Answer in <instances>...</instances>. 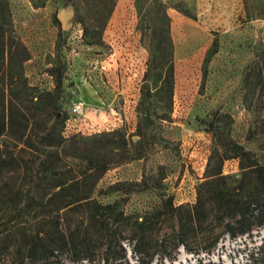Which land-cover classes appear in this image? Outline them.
Listing matches in <instances>:
<instances>
[{"label": "rangeland", "instance_id": "1", "mask_svg": "<svg viewBox=\"0 0 264 264\" xmlns=\"http://www.w3.org/2000/svg\"><path fill=\"white\" fill-rule=\"evenodd\" d=\"M6 2L11 34L28 53L13 69V90L23 103L33 97L34 112H23L35 118L25 130L28 146L14 139L23 128L19 112L13 132L0 135L1 263L24 264L35 232L48 243L58 237L56 221L64 229L69 219L81 237L86 229L94 239V225L117 228L119 212L123 229L148 219L163 226L156 213L169 198L185 215L210 176L227 179L202 191L233 187L242 177L239 159L228 157L231 141L264 166V0ZM6 72L0 67L2 79ZM1 86L7 97L6 79ZM79 102L83 110L75 114ZM21 148L37 156L33 170L20 160ZM131 154L141 156L117 165ZM57 181L67 186L49 199ZM252 187L246 182L244 192ZM81 196L97 209H60ZM185 224L188 248L180 245L173 256V234H153L147 254L162 241L172 260L156 254L150 264H248L249 250L264 242V226L232 239L211 215L199 226ZM126 257L141 262V254Z\"/></svg>", "mask_w": 264, "mask_h": 264}, {"label": "trees", "instance_id": "2", "mask_svg": "<svg viewBox=\"0 0 264 264\" xmlns=\"http://www.w3.org/2000/svg\"><path fill=\"white\" fill-rule=\"evenodd\" d=\"M115 0H110L111 6ZM247 5V0H244ZM108 14L104 18V21L108 18ZM11 21L10 12L6 0H0V67H6L7 72L0 75L1 84L5 79L9 86L7 97H5L3 87L0 89V135L8 128V132L12 133L17 123L16 112L22 116L23 128L19 133V136L14 138L19 143L28 146L27 140H29V134H25V130L28 125L34 120L35 114H32L29 118L23 112V106H31L34 112L33 97H27L23 100H19L13 90V86L16 83L17 77L13 75V69L21 68L23 62L27 59V51L21 43L17 42L11 34ZM20 78V77H19ZM26 87L24 80L21 81V85ZM61 85V74L57 79V86ZM25 120V121H24ZM117 133V131H114ZM48 136V134H46ZM229 148L230 153L228 157L238 158L240 168L243 170L242 177L237 184L233 187L220 188L218 185L214 188L202 191L203 187H213L215 183L225 181L227 177L220 175V172L210 176L204 181L197 191V199L191 209H186L185 215H181L182 207L173 206L171 199H167L165 204L157 211L156 216H160L163 220V226L156 227L154 221L144 220L142 222H134L128 229H123L121 221L124 218L121 212L117 213L114 217L115 222L119 223L115 229H110L105 221L99 225H94L96 237L89 236L87 231H82L83 237L80 236L81 227L73 224L69 219L64 224V229H58L57 221L54 224V234L58 237L51 242H45L42 236L39 235L40 230L35 232L29 243L26 245L23 251L24 264H50L52 262L60 261L64 258L71 262L86 261L88 264H129L126 257L127 252L123 247L122 242L128 241L132 245V253L141 254L140 264H150L156 254H159L161 258L166 257L172 260V256L166 253L167 247L163 246V243L157 240L151 245L154 251L148 255L145 251L146 245H149L153 240V234L160 235L163 232H171L173 234L172 239V252L173 256L177 253V248L182 245L185 249L188 248L185 236V222L192 225H201L205 217L211 215L216 221L223 224V232H226L230 238L244 234H250L254 229L264 226V197L261 195L259 187H264V166L254 158L249 150H246L242 145L231 141ZM127 143L123 139V147L126 148ZM20 160L29 162L30 169L33 170L36 164V158L32 152H29V157L25 154V149L21 148ZM140 154L127 155L123 160L120 159L117 165L123 162H130L134 159L140 158ZM248 180V181H247ZM246 182L252 183V190L244 192V185ZM64 182L57 181L50 187L51 196H61L66 188ZM56 191H52L57 189ZM87 196L77 197L74 199H68L63 202L60 209H66L67 211L81 210L86 205H91V208L99 206L96 202L86 201ZM213 203L209 213L206 211V204ZM109 208L104 206L103 208ZM65 213L64 216L67 214ZM97 214V211L94 212ZM94 217V216H93ZM65 218V217H64ZM183 222V224H182ZM168 224L167 229L164 224ZM220 235H215L204 246V250L207 253L217 245ZM248 264H264V242L261 246L250 249L248 252ZM147 259H143V257ZM0 264H5L1 263ZM198 264H203L199 260ZM207 264H214L208 262Z\"/></svg>", "mask_w": 264, "mask_h": 264}, {"label": "built area", "instance_id": "3", "mask_svg": "<svg viewBox=\"0 0 264 264\" xmlns=\"http://www.w3.org/2000/svg\"><path fill=\"white\" fill-rule=\"evenodd\" d=\"M82 110H83V104L81 102L73 106V113L75 114L81 113ZM122 245L126 249L129 255L132 254V249H131L132 245L128 241H123Z\"/></svg>", "mask_w": 264, "mask_h": 264}]
</instances>
